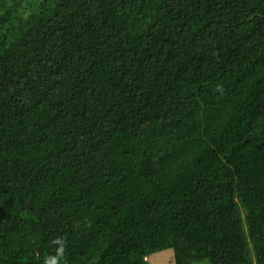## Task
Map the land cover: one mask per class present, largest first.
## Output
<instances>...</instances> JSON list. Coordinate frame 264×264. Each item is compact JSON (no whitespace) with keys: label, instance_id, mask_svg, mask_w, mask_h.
<instances>
[{"label":"trees","instance_id":"16d2710c","mask_svg":"<svg viewBox=\"0 0 264 264\" xmlns=\"http://www.w3.org/2000/svg\"><path fill=\"white\" fill-rule=\"evenodd\" d=\"M264 264V0H0V264Z\"/></svg>","mask_w":264,"mask_h":264},{"label":"rangeland","instance_id":"374dc122","mask_svg":"<svg viewBox=\"0 0 264 264\" xmlns=\"http://www.w3.org/2000/svg\"><path fill=\"white\" fill-rule=\"evenodd\" d=\"M148 264H174L173 250L171 248H164L150 253L146 257ZM190 264H209L206 259L193 261Z\"/></svg>","mask_w":264,"mask_h":264}]
</instances>
